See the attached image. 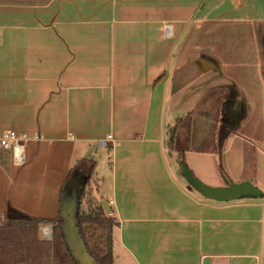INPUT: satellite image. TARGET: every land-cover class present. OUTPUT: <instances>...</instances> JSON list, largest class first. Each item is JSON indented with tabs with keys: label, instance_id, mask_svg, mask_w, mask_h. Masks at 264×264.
<instances>
[{
	"label": "crops",
	"instance_id": "obj_1",
	"mask_svg": "<svg viewBox=\"0 0 264 264\" xmlns=\"http://www.w3.org/2000/svg\"><path fill=\"white\" fill-rule=\"evenodd\" d=\"M7 131L28 160L0 149L1 221L56 219L72 170L92 179L108 150L109 194L87 189L117 221L113 264H264V197H198L179 159L211 186L263 171L264 0H0ZM42 225L26 264H50Z\"/></svg>",
	"mask_w": 264,
	"mask_h": 264
},
{
	"label": "trees",
	"instance_id": "obj_2",
	"mask_svg": "<svg viewBox=\"0 0 264 264\" xmlns=\"http://www.w3.org/2000/svg\"><path fill=\"white\" fill-rule=\"evenodd\" d=\"M235 94L229 92L225 95L228 100L237 98V89L232 87ZM232 89H229L232 90ZM236 129L234 122H221L217 131V153L220 158L224 152L225 143L229 135ZM175 136L172 139L174 145ZM180 155V164L185 161L183 153ZM78 167V166H77ZM76 167V168H77ZM75 168V169H76ZM72 170L68 179L75 172ZM182 174V165H181ZM183 175V174H182ZM90 183V180L87 183ZM84 189L80 200L77 220L80 235L87 247L89 254L96 260L97 264H113V230L117 226L116 219L109 213L102 203H97L91 190ZM64 191L62 194V198ZM85 206V208H83ZM53 225V240H46L48 244L50 264H78L67 244L62 232L63 219L61 209L56 219H8L1 221L0 225V264H26L29 252L39 235L40 224ZM47 249V247H46Z\"/></svg>",
	"mask_w": 264,
	"mask_h": 264
},
{
	"label": "water",
	"instance_id": "obj_3",
	"mask_svg": "<svg viewBox=\"0 0 264 264\" xmlns=\"http://www.w3.org/2000/svg\"><path fill=\"white\" fill-rule=\"evenodd\" d=\"M174 134L175 131H173V135ZM181 165L183 177L188 182L190 188L207 200L225 203L242 199H260L264 197L263 191L249 181L234 183L227 179V185L225 186H211L198 179L185 161H183ZM89 180H91L90 175L83 177L81 174L74 172L65 185L61 204V217L63 219L62 232L66 244L74 260L78 264H97L96 260L89 254L80 235L77 220L80 200ZM102 205L107 213H110L108 201H103Z\"/></svg>",
	"mask_w": 264,
	"mask_h": 264
},
{
	"label": "built area",
	"instance_id": "obj_4",
	"mask_svg": "<svg viewBox=\"0 0 264 264\" xmlns=\"http://www.w3.org/2000/svg\"><path fill=\"white\" fill-rule=\"evenodd\" d=\"M169 31V27H167ZM37 140L41 137H35ZM27 136H20L16 131H7L0 138V149L10 151L12 153V161L16 166H23L27 162L26 146ZM108 141H115L113 136H108L107 140H102L100 143L106 145ZM1 225V220H0ZM43 238L53 240V227L49 224L41 226Z\"/></svg>",
	"mask_w": 264,
	"mask_h": 264
},
{
	"label": "rangeland",
	"instance_id": "obj_5",
	"mask_svg": "<svg viewBox=\"0 0 264 264\" xmlns=\"http://www.w3.org/2000/svg\"><path fill=\"white\" fill-rule=\"evenodd\" d=\"M173 131H174V128H172V131H171L172 135H173ZM170 141L171 140L169 139L168 140L169 146L171 144ZM177 144H178V142H175L174 143V145H173L174 146V149H172L173 151L177 148ZM259 150L264 152V150H262L260 147H256L254 149V151L256 153H258ZM108 155H109L108 150H103V152L101 150L99 151L96 159L100 158L101 161H99V167H98V169L96 171V174L92 177L90 183L88 184V186L91 185V187L94 189V191H95V189L97 190V188H99L101 190L102 194L103 195H106V196L109 194L110 187H111V174L109 172L110 171V166H109L110 165V162H109V156ZM258 155H260V152L258 153ZM176 157H177V155H176ZM169 162L170 163H173L174 165H176V167L179 169L178 163H177V160L176 159H172V161L169 159ZM262 168H263V171L262 170L256 171L257 178L256 179L252 178L251 179L252 182H255V183L256 182H259V181H256L258 179V177H260L263 180V182H264V165H263ZM260 171H261V173L259 174ZM97 172L99 173L98 176H97ZM255 186L259 187L264 192V188L263 187H260L258 185H255ZM91 187H89L88 189L90 190ZM192 191L194 192V194L196 196L202 197L199 193L195 192L194 190H192Z\"/></svg>",
	"mask_w": 264,
	"mask_h": 264
}]
</instances>
